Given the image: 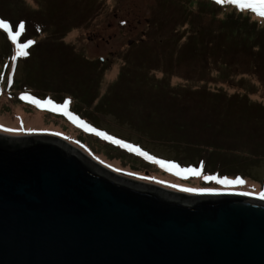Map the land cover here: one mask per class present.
I'll return each mask as SVG.
<instances>
[{"label": "rangeland", "instance_id": "obj_1", "mask_svg": "<svg viewBox=\"0 0 264 264\" xmlns=\"http://www.w3.org/2000/svg\"><path fill=\"white\" fill-rule=\"evenodd\" d=\"M13 1L0 0V9L7 17L12 16V11H18L17 2ZM21 1L28 4L24 2L30 16L44 17L46 22L41 23L45 32L30 39L35 43L28 49V56L13 59L16 57L15 44L0 28V74L5 71L2 57H7L9 52L13 54L8 60L7 73L0 76V123L15 122L17 117L23 126L33 130L31 134L53 135V130L38 131L33 127L52 128L64 133V137L53 136L80 148L101 166L120 169V172L115 171L120 174L132 172L134 176L124 175L136 180H141V176L149 177L141 182L160 185L168 190L186 193L166 186L179 184L191 188H216L220 193L252 191L256 197L257 193L264 191V122L262 133H256L253 138L252 133L237 131V128H242L240 123H236L233 114L229 117L227 113L228 102H232L230 97L235 92H248L252 100L264 103V81L261 82L258 76L244 74L248 79L244 87L237 85L242 75L224 82L217 78V66L207 56L202 62L185 61L180 70L172 69L171 88L179 87L182 93L189 94V90L203 88L204 91L206 88L211 92H225L221 103H210L203 110L196 108L193 112L200 114L201 119L191 120L189 116L175 119L157 115L160 113L156 107L159 105L157 100L141 102L142 95H135L136 92L131 93L124 86L129 72L121 73L127 67L126 62L134 61L132 55H149L156 59L155 50L169 45V40L161 44L160 36L153 29L164 30L162 37L165 41L169 38L167 34L177 29L175 23L180 9H189L195 15L197 8H202L205 15H200L199 22L203 26L209 17H216L214 12L218 17L230 12L236 16H248L260 27H264V17L247 8L241 10L235 5H219L216 0H97L98 6L91 20H87L80 19L78 11L90 8L93 0ZM37 8L42 11L35 10ZM14 16H18V13ZM155 18L159 22L157 27L154 26ZM35 19L39 20V17ZM258 31L264 33V29ZM66 47L70 56L64 54L63 48ZM60 56L73 61L68 62ZM194 65L204 71L207 80H197L201 70ZM238 68L247 70L241 59L238 60ZM155 75L160 78L162 73L157 71ZM3 83L6 85L3 86ZM23 95L41 100L51 98L57 103L71 99L70 110L89 125H96L108 135L140 147L158 159L177 162L181 167L198 168L202 175H188L187 178L176 176L134 152L85 131L59 113L37 108L22 100ZM149 98L154 99L151 90ZM185 99L182 97L179 101ZM236 102L233 100L232 103ZM203 112L207 115H201ZM228 121L235 123H226ZM222 123L227 126L223 127ZM177 125L183 126L184 130H178ZM204 175L242 178L246 183L243 186L225 187L204 180ZM157 180L165 183H156Z\"/></svg>", "mask_w": 264, "mask_h": 264}, {"label": "water", "instance_id": "obj_2", "mask_svg": "<svg viewBox=\"0 0 264 264\" xmlns=\"http://www.w3.org/2000/svg\"><path fill=\"white\" fill-rule=\"evenodd\" d=\"M0 264H264V200L176 193L0 132Z\"/></svg>", "mask_w": 264, "mask_h": 264}, {"label": "trees", "instance_id": "obj_3", "mask_svg": "<svg viewBox=\"0 0 264 264\" xmlns=\"http://www.w3.org/2000/svg\"><path fill=\"white\" fill-rule=\"evenodd\" d=\"M14 1L17 2L16 9L18 11H12V16L7 17L0 9V18L12 25L15 31L19 30V24L21 22H24V25L26 24L27 28H25L26 30L21 34L20 41L22 43L28 42L30 39L36 38L43 31L45 32L44 25L41 23L42 21L46 22L44 17L41 18L42 15L30 16L31 14L27 12L25 7L26 1L23 0L25 3L21 0ZM97 6V0H93L90 4V8H81L80 11H78L80 19L86 18L87 20H91V15L94 13L93 11ZM35 10L42 11L40 8ZM197 10L198 13L192 15L193 12L191 10L180 9L179 17H177L178 21L175 23L177 29H172L170 35L167 34L169 38L165 41L163 40L164 37H162L164 30L153 29V32H156V35L160 36L159 41L161 44L169 40L168 46L155 50L156 59L149 55H132L134 61L130 63L126 62L125 66L127 67L121 70L123 71L121 73L129 72L128 78L124 81V86L127 91L131 93L136 92L137 94L135 95H142L143 100L141 102L146 101V103H150L152 100H157L159 105L156 107L160 111L157 115L160 117H174L177 119L178 117L184 118L185 116H189L192 118L191 120H195V118L201 119L200 114H194L193 111L196 108L203 110L207 105H210V103H221L220 101L223 99V95H225V92L221 90L211 92L206 90V88L205 91L204 88L189 90V94L180 92L181 89L179 87L171 88V77L174 74L172 69L180 70L182 63L185 61L199 63L204 61L207 56L209 60L212 59L213 63L217 66L218 79L225 82L227 79H234V76L237 78L239 75H242L237 80V85L239 87H244L248 80L243 76L244 74H254L260 78L261 82L264 81V33L258 31L259 29H264V27H260L256 21H252L248 16H242L241 14L236 16L234 12L227 13L223 17H218L214 12L216 17H209L210 19H208L205 26H203L201 22H199V19L201 14L205 15V11L200 7H198ZM17 13L18 16H14ZM54 13H56V11L50 12L49 14ZM13 17L15 18L12 19ZM35 17H39V20H36ZM156 19L157 18L154 19L155 27H157L159 23ZM164 23L168 25L167 21ZM63 49H65L64 54L70 56L69 48L66 47ZM78 53L81 54L80 51ZM12 56V52H9L7 57H2L5 71L1 73L0 76L7 73L8 69L6 67L10 64L8 60ZM168 56L169 60L167 59V61L165 58ZM60 57L63 58L62 56ZM239 59L243 60L244 65L247 67L246 71L238 68ZM64 60L68 62L73 61ZM194 67L197 68L196 65H194ZM157 71L162 73L160 78L155 75ZM197 80L201 82L207 80L205 79L203 70L200 71ZM148 83L151 85L150 90L153 92L154 99H148V93H150ZM5 85L6 83H3V86ZM182 97L186 99L180 102L179 99ZM230 100L232 102L233 100L237 101L236 103L228 102L229 111H227V113H229L228 116L230 117L233 114L232 117H235L236 123H240L239 126L242 127L237 128V131L241 132L243 130L242 133L248 132L249 135L252 133L253 138L256 133H262L264 103L252 100L248 92H235L231 95ZM201 115L206 116L207 114L203 112ZM148 116L152 117V114L148 113ZM226 123L232 124L235 122L228 121ZM0 124L10 128H19L17 126L23 125L21 120L18 121L17 117L15 122ZM222 125L223 127L227 126L225 123H222ZM91 126L102 131V129L96 125L91 124ZM23 127L25 129L30 128L27 126ZM182 127L181 125L176 126L178 130H182ZM33 128H37L36 130L38 131L53 130L51 133H58L52 128H41L39 126ZM60 136L64 137V133H60Z\"/></svg>", "mask_w": 264, "mask_h": 264}, {"label": "snow or ice", "instance_id": "obj_4", "mask_svg": "<svg viewBox=\"0 0 264 264\" xmlns=\"http://www.w3.org/2000/svg\"><path fill=\"white\" fill-rule=\"evenodd\" d=\"M216 3L219 5H235L237 8L244 10V9H250L254 13L258 14L261 17H264V0H254V2H249V0H216ZM0 28H2L10 38V40L15 44L16 47V57H13V59H16L17 57L21 56H28V49L35 43L34 41L29 40L27 43H22L20 41V36L24 31L25 25L23 22L19 25V31H15L13 26L10 25L8 22L4 20H0ZM22 100L28 101L32 104H34L37 108H40L42 110L51 111L54 113H59L65 117H67L73 124H76L78 127L83 128L85 131H89L94 133L96 136L101 137L105 140L110 141L111 143H114L122 148L127 149L129 152H134L135 154L143 157L144 159L151 161L152 163L159 165L161 168L165 169L168 172H171L172 174L176 176H180L183 178H187L188 175L200 177L202 175V172L198 168L193 167H181L180 164L174 161H166L164 159H158L157 157L150 155L148 152L143 151L140 147H137L131 143H126L125 141L121 139L114 138L111 135H108L104 131H99L95 127H92L88 123H86L84 120H82L79 116L73 114V112L70 110V105L72 103L71 99H66L62 103H57L51 98L48 99H37L34 96L31 95H23L21 96ZM0 130L11 133V134H31L33 132L32 129H25L23 125L19 128H10L5 127L3 125H0ZM53 135H60V133H52ZM67 139V137H65ZM103 163V161H101ZM108 167H112L111 165H107ZM114 171L120 172V169H113ZM128 176H134L135 174L132 172L124 173ZM141 180H148L149 177L141 176L139 177ZM203 179L209 182H214L217 185H223L225 187L230 186H243L246 181L242 178H235L230 179L228 177L221 178L219 176L215 175H204ZM159 184H164V181H155ZM166 186L171 187L173 189H177L181 192L186 193H194V194H211V195H217L220 194L219 190L216 188H191V187H184L179 184H167ZM254 193L252 191L247 192H240L239 195L242 196H251ZM259 199L264 200V191H261L256 194Z\"/></svg>", "mask_w": 264, "mask_h": 264}]
</instances>
